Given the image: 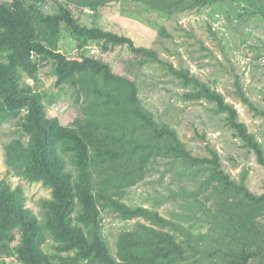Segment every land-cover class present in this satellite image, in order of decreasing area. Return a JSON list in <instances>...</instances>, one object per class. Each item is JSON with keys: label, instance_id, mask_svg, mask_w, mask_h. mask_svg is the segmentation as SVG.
<instances>
[{"label": "trees", "instance_id": "16d2710c", "mask_svg": "<svg viewBox=\"0 0 264 264\" xmlns=\"http://www.w3.org/2000/svg\"><path fill=\"white\" fill-rule=\"evenodd\" d=\"M47 1L0 0V115L13 119L20 133L5 145L0 264H264V226L259 223L264 192L248 187L249 170L234 178L209 146L210 155H194L177 130L143 103L137 82L87 54V48L96 44L106 53L125 45L139 66L159 63L186 88L185 100L213 103L241 146L264 166L263 146L235 105L188 68L174 67L125 34L81 24L71 10L95 12L127 0H54V13L45 12ZM129 1L167 17L228 2L239 8L236 18L258 15L264 26V0ZM63 31L75 42L74 58L58 47ZM46 74L51 85L42 89ZM235 86L238 100L264 118V111L237 82ZM69 88L84 115L64 125L48 108ZM157 170L172 174L168 195L161 198L181 209L169 217L158 209L160 199L151 206L123 200L130 187ZM10 176L50 190V197L41 200L44 223L26 205L23 187L11 185ZM114 217L132 223L111 244L104 228ZM212 229L217 234L211 245L199 240ZM47 235L52 252L43 248Z\"/></svg>", "mask_w": 264, "mask_h": 264}, {"label": "rangeland", "instance_id": "374dc122", "mask_svg": "<svg viewBox=\"0 0 264 264\" xmlns=\"http://www.w3.org/2000/svg\"><path fill=\"white\" fill-rule=\"evenodd\" d=\"M53 1L46 2L45 12L56 11L57 6ZM71 10L81 24L97 25L125 34L136 45L155 49L165 62L172 63L174 67L188 68L191 74L216 86L235 105L240 120L255 133L264 150V118L255 117L235 93L237 82L244 95L264 111V26L258 15L238 19L236 13L239 8L228 2L171 17L129 0L110 3L95 12L85 7ZM163 29L167 34L161 33ZM58 47L67 57H76L75 42L69 33L62 32ZM87 49V54L103 58L115 73L135 80L143 103L157 119L177 130L180 139L194 155H210L207 146L216 149L225 171L238 179L240 172L248 169V187L255 193L264 192V166L258 163L252 151L241 146L242 140L233 136L232 130L225 123L224 114L213 111V103L206 100H185L181 95L186 88L178 79L168 74L157 62L139 66L125 45L115 46L106 53H102L96 44ZM91 49L95 50L93 54L90 53ZM50 77L49 74L41 76L42 89L50 87ZM27 81L33 83L31 79ZM79 111L70 88L63 90L58 101L48 108L49 114L57 115L64 125H71L76 116L84 115ZM16 129L13 119H1L0 115V180L6 177L5 145L20 135ZM158 165L155 167L162 170L163 167ZM68 167L71 168V164L68 163ZM160 170L149 174L145 182L130 187L123 200L128 204L151 206L155 200L160 199L157 207L169 217V212L181 209L173 201L161 198L162 195H168L167 187L172 183V174L169 172L163 176ZM8 178L13 187L18 184L23 187L26 205L44 223L41 200L50 197V190L39 182L31 183L17 176ZM172 187L175 188L176 184L173 183ZM131 223L116 217L106 223L104 232L111 244L118 232ZM259 223L264 226V218ZM216 234V230H204L201 238L198 237L211 245ZM52 244V238L47 235L44 250L52 252Z\"/></svg>", "mask_w": 264, "mask_h": 264}, {"label": "built area", "instance_id": "2783aa9c", "mask_svg": "<svg viewBox=\"0 0 264 264\" xmlns=\"http://www.w3.org/2000/svg\"><path fill=\"white\" fill-rule=\"evenodd\" d=\"M94 52H95V50H94V49H91L90 53H92V54H93Z\"/></svg>", "mask_w": 264, "mask_h": 264}]
</instances>
